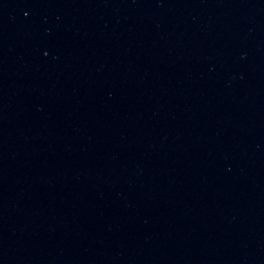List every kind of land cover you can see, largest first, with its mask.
Returning <instances> with one entry per match:
<instances>
[{
	"label": "water",
	"instance_id": "95a60500",
	"mask_svg": "<svg viewBox=\"0 0 264 264\" xmlns=\"http://www.w3.org/2000/svg\"><path fill=\"white\" fill-rule=\"evenodd\" d=\"M0 264H264V0H0Z\"/></svg>",
	"mask_w": 264,
	"mask_h": 264
}]
</instances>
